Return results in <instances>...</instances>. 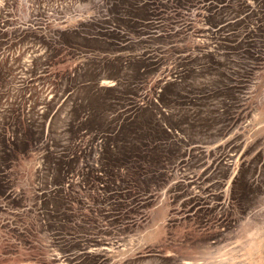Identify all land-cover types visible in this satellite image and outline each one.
<instances>
[{"label": "trees", "instance_id": "trees-1", "mask_svg": "<svg viewBox=\"0 0 264 264\" xmlns=\"http://www.w3.org/2000/svg\"><path fill=\"white\" fill-rule=\"evenodd\" d=\"M43 1L50 8L73 0ZM102 4L100 13L62 21L54 32L35 22L8 39L0 27V264H105L91 239L111 232L93 227L97 219L72 191L88 170L79 166L83 150L100 158L83 183L103 181L100 191L116 198L105 215L120 234L142 219L137 204L172 179L199 137L223 138L243 110L234 96L239 76L220 60L223 44L210 41L240 21V0ZM23 45L39 51L30 65ZM103 79L115 85L101 86ZM262 159L237 177L253 178ZM31 160L40 162L43 185L25 193L16 173Z\"/></svg>", "mask_w": 264, "mask_h": 264}, {"label": "rangeland", "instance_id": "rangeland-1", "mask_svg": "<svg viewBox=\"0 0 264 264\" xmlns=\"http://www.w3.org/2000/svg\"><path fill=\"white\" fill-rule=\"evenodd\" d=\"M240 1L244 7L240 21L210 41L218 47L223 44L220 60L239 76L234 96L243 110L223 138L211 132L199 137V148L188 151L172 179L156 186L151 200L137 204L142 219H135L139 222L133 229L117 234L109 226L112 217L105 212L116 198L100 191L103 181L94 188L83 183L89 169L97 168L100 161L96 149L83 150L79 166L88 170L72 191L82 212L97 219L93 227L102 234L111 232L110 237L91 239V248L104 254L105 264H264V159L256 165L253 178L237 177L243 169L250 174L258 155L264 157V33L260 31L264 32V0ZM40 2L0 0V27L5 38L14 39L22 28L35 22L43 31L54 32L62 21L72 25L103 8L102 0H73L50 8ZM46 16L53 18V23H45ZM196 16L193 12L191 20L196 22ZM195 29L201 27H194L189 34L194 36ZM193 42L202 43L197 37ZM21 50L28 65L39 52L29 45ZM113 85L114 81H101V86ZM209 102L219 107L216 98ZM224 155L228 158L223 165ZM39 167L40 162L34 160L19 165L16 179L20 191L27 193L32 185H43L44 175L37 177Z\"/></svg>", "mask_w": 264, "mask_h": 264}]
</instances>
